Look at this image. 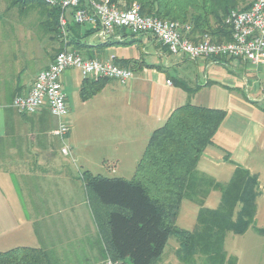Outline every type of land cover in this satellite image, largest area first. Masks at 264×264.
I'll return each mask as SVG.
<instances>
[{
    "label": "crops",
    "instance_id": "obj_1",
    "mask_svg": "<svg viewBox=\"0 0 264 264\" xmlns=\"http://www.w3.org/2000/svg\"><path fill=\"white\" fill-rule=\"evenodd\" d=\"M89 38L86 40L93 48L85 52L86 56L92 54L94 58L102 60L111 57L140 59V64L133 69V77L126 84L112 80L102 91L108 87L118 90L121 85L136 93L137 100H140L142 88H150L152 94L151 103L147 108H100V111L94 108L96 110L91 118H94L95 122L101 121L98 122L99 125L115 132L124 128L134 131L130 132V140L116 137L104 146L101 159L115 172L123 158L136 162L137 165L152 132L161 126L158 124L163 125L172 111L186 103L189 98L187 92L173 83L174 77L168 75L171 68L179 71L170 60L176 56L170 55L164 46L162 50L156 49L150 41V36L136 37L133 40L135 42L130 45H111L102 49L96 46L103 40L95 43ZM111 47H121L123 55L120 57L107 54ZM130 48H136V52L126 54L124 51ZM209 60L211 61L207 66L201 64L203 70L211 63L221 62L237 68L242 67L244 81L225 84L207 80L210 84L205 85L207 81L200 84L203 86L192 97L195 104L227 111L225 120L214 136L213 144L205 149L199 164L204 161L206 167L217 166L218 176L227 174V183L235 169L226 159L229 155L230 160L258 176L262 194L264 66H254L232 58L224 61ZM44 68L46 67L42 66L39 70V52L36 44L32 42L29 45L26 41L13 39L9 41V38L0 36V250L17 246L43 247L51 252L56 264H105L106 248L81 179L82 171L79 170V175H75L68 167H63L67 166V163L60 159L63 141L52 133L58 127V119L48 108H42L35 114L24 115L12 106L17 95H26L29 92L37 74ZM157 72L167 73L166 83L171 80L172 83L167 84L175 85L178 87L176 89L184 91L186 95L181 94L183 92H174L173 98L165 97L162 103L158 102L155 107L156 89L154 85H149L148 81L149 77ZM70 73L71 70H68L63 74V86ZM83 79L79 83L80 89ZM213 87L215 90H210ZM102 91L88 100H82L79 91V99L88 103ZM68 105L69 113L65 120L70 124L69 101ZM69 136L70 132L66 136L68 144ZM142 139L145 143L138 145V140ZM70 146L73 152L74 147ZM199 172L213 177L209 173L200 170ZM27 190H39L38 217V214L35 216L29 212L24 198V192Z\"/></svg>",
    "mask_w": 264,
    "mask_h": 264
},
{
    "label": "trees",
    "instance_id": "obj_2",
    "mask_svg": "<svg viewBox=\"0 0 264 264\" xmlns=\"http://www.w3.org/2000/svg\"><path fill=\"white\" fill-rule=\"evenodd\" d=\"M9 1L21 12L37 8L44 18L43 28L60 41L62 48L72 47L79 52L93 48L85 38L96 34L98 28H88L70 20L64 34L60 26L61 8L51 6L45 0ZM111 2L119 6H131L136 2L142 15L178 21L184 26L189 24L191 29L185 34L194 41L208 36L221 43L232 40V30L225 22L227 15L232 10L249 9L253 0L243 8L239 7V0ZM83 28L88 34L82 36ZM120 34L122 39L110 38L96 48L135 42L134 35L127 40L130 34L125 29ZM88 57L94 58L92 54ZM115 63L133 70L137 60L116 58ZM112 80L106 77L84 78L80 89L82 100L90 99ZM173 83L187 92L189 99L176 107L164 124L152 132L132 178L108 177L88 169L81 172L107 258L116 264H156L169 239L175 237L178 241L177 258L185 264H238V257L229 255L226 250V238L229 232L243 235L254 225L257 199L261 193L258 176L230 160L229 155L226 159L235 169L227 183L199 172V161L205 149L213 144L227 111L192 102V97L203 85L191 86L179 77L174 78ZM209 84V81L205 83ZM212 191L221 193L216 208L205 206ZM184 199L199 206L192 230L176 224ZM254 228L264 234V228ZM0 264L56 263L51 252L43 247L17 246L0 250Z\"/></svg>",
    "mask_w": 264,
    "mask_h": 264
},
{
    "label": "rangeland",
    "instance_id": "obj_3",
    "mask_svg": "<svg viewBox=\"0 0 264 264\" xmlns=\"http://www.w3.org/2000/svg\"><path fill=\"white\" fill-rule=\"evenodd\" d=\"M252 0H239V7L243 8L248 6ZM43 16L37 8H31L27 12H21L19 8L13 7L9 0H0V36L4 39L9 38V41H26L29 45L36 44L39 52V70L42 66L47 67L52 62L54 56L58 51L67 49L62 48L58 39L47 32L43 26ZM81 35L88 34L87 30L83 28ZM89 38V37H87ZM87 38L85 41L87 42ZM132 37L129 35L127 40ZM90 41L98 43L102 39L98 35L90 36ZM150 41L156 49L162 50V45L150 36ZM73 49L72 47H69ZM31 50V48H29ZM75 50V49H73ZM77 51V50H76ZM126 54L136 52V48L126 49ZM86 54L85 52H81ZM109 55L122 56V48L117 49L111 47L107 52ZM143 54V53H142ZM141 54V55H142ZM169 56V54L166 52ZM172 55V54H170ZM20 56V54H19ZM175 56V55H173ZM171 58V57H170ZM137 60V64H140V59ZM171 63L176 68L168 70V75L174 78L180 77L187 81L191 86H197L198 84H204L207 80H212L220 83L231 84L235 81L237 83L243 82L244 70L242 67H234L227 63H211L206 69L201 68V64L207 66L209 59L191 60L187 56H176ZM223 61V60H222ZM228 62V61H227ZM130 68V67H127ZM131 69V68H130ZM165 72H157L149 77V85H154L156 89L155 107L158 102L162 103L164 98H173L174 92L179 91L175 85L169 86L166 83L168 77ZM81 74L77 69H72L68 79L64 84V89L67 93V100L71 107V113L69 115L70 121V136L67 137L69 144L74 147V151L71 155L65 156L60 153V159L63 160L66 165L64 168L74 172L75 175H79L80 171L89 169L94 174H102L108 177H124L126 179L132 178L136 166V162L129 161L123 158L119 163L118 170L113 171L110 167L104 164L101 159L104 153V146L111 143L112 140L122 138L130 140L133 130L124 128L122 131H114L110 128L99 125L97 120L91 117L94 115V108H147L151 103L152 94L150 88H142L140 93V100H137L136 93L129 91V88L119 86L118 90H112L111 87L103 90L97 97L88 103H83L79 99V83L81 82ZM76 82V84L74 83ZM210 90H215L213 87ZM208 89V92L210 91ZM212 94V92L210 91ZM68 116V115H67ZM66 116L65 119L68 117ZM162 125V124H158ZM130 137V138H129ZM145 143V140L137 142ZM228 168V167H227ZM218 167H206L204 161H201L198 170L201 172L209 173L213 175L217 181L225 183L228 178L227 174L218 176ZM221 193L219 191H212L205 201V206L209 208H216L220 201ZM24 198L26 200L29 212L33 215L39 216V190L37 191H25ZM258 211L254 225H252L245 234L238 235L232 232L227 234L225 247L229 255H235L238 257V264H264V234H260L255 231V227L264 228V193L260 194L257 200ZM199 206L196 202L184 199L181 209L179 211L176 224L181 228L192 230L197 221ZM176 245L178 241L175 237H171L167 243L162 258L158 264H185L181 262L176 255Z\"/></svg>",
    "mask_w": 264,
    "mask_h": 264
},
{
    "label": "built area",
    "instance_id": "obj_4",
    "mask_svg": "<svg viewBox=\"0 0 264 264\" xmlns=\"http://www.w3.org/2000/svg\"><path fill=\"white\" fill-rule=\"evenodd\" d=\"M51 6L61 8L60 26L64 34L70 20L83 26L98 28L95 35L103 41L110 38L122 39L120 31L125 29L130 36L148 35L166 46L170 54L184 55L191 60L232 58L264 66V0H253L249 9L232 10L225 22L232 30L229 42H214L210 37L194 41L185 33L191 26L178 21L163 20L141 14L138 3L119 6L111 0H45ZM72 69L80 71L82 78L106 77L126 84L134 75L130 68L115 63V58L107 60L90 58L79 51L67 49L59 51L50 65L41 70L29 92L17 95L12 106L21 114H34L48 108L58 119V127L52 133L63 141L62 153L72 154L66 141L70 124L65 120L69 113L67 93L62 83L63 74ZM171 84V80H167ZM105 264H116L107 258Z\"/></svg>",
    "mask_w": 264,
    "mask_h": 264
}]
</instances>
